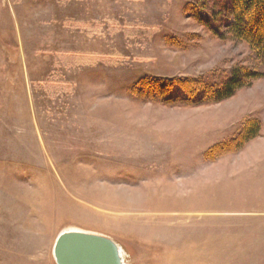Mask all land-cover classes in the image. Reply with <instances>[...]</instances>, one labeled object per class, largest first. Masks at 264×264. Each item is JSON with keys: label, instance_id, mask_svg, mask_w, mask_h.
I'll list each match as a JSON object with an SVG mask.
<instances>
[{"label": "rangeland", "instance_id": "374dc122", "mask_svg": "<svg viewBox=\"0 0 264 264\" xmlns=\"http://www.w3.org/2000/svg\"><path fill=\"white\" fill-rule=\"evenodd\" d=\"M232 17L231 0H0V264H56L71 230L126 264H264V66ZM241 70L263 76L219 103L161 94Z\"/></svg>", "mask_w": 264, "mask_h": 264}, {"label": "trees", "instance_id": "16d2710c", "mask_svg": "<svg viewBox=\"0 0 264 264\" xmlns=\"http://www.w3.org/2000/svg\"><path fill=\"white\" fill-rule=\"evenodd\" d=\"M231 2L233 17L228 22L229 33L235 40L248 44L264 66V0H231ZM209 25L216 34L222 36L217 28ZM262 76L254 72L234 71L219 88L206 87L196 81L192 87L185 88L181 84L184 81L172 80L166 83L170 85L169 89L166 85L163 86L166 91H162L161 94L164 96V93L168 92L176 97L182 93L184 97L187 95L191 101L196 103H219L230 99L238 90L248 86L246 82L257 80ZM161 90L159 88V91ZM258 133V125L249 128L246 133L247 140L255 138Z\"/></svg>", "mask_w": 264, "mask_h": 264}, {"label": "water", "instance_id": "95a60500", "mask_svg": "<svg viewBox=\"0 0 264 264\" xmlns=\"http://www.w3.org/2000/svg\"><path fill=\"white\" fill-rule=\"evenodd\" d=\"M53 254L56 264H124L113 240L78 231L60 234Z\"/></svg>", "mask_w": 264, "mask_h": 264}, {"label": "bare ground", "instance_id": "6f19581e", "mask_svg": "<svg viewBox=\"0 0 264 264\" xmlns=\"http://www.w3.org/2000/svg\"><path fill=\"white\" fill-rule=\"evenodd\" d=\"M71 231H76V230H71ZM64 232H69V231H63V232H61L60 234H62V233H64ZM78 232H84V231H78ZM84 233H89V232H84ZM59 234V235H60ZM90 234H93V233H90ZM58 235V236H59ZM97 235V234H96ZM101 236V235H100ZM58 238V237H57ZM120 248V247H119ZM121 256H122V259H123V262H124V264H126V260L124 259V255H123V253H122V251H121Z\"/></svg>", "mask_w": 264, "mask_h": 264}]
</instances>
